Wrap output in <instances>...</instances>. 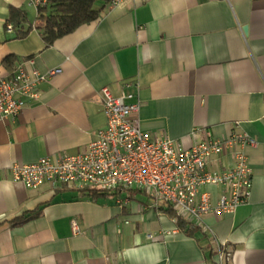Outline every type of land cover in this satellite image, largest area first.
Wrapping results in <instances>:
<instances>
[{
  "label": "crops",
  "instance_id": "crops-1",
  "mask_svg": "<svg viewBox=\"0 0 264 264\" xmlns=\"http://www.w3.org/2000/svg\"><path fill=\"white\" fill-rule=\"evenodd\" d=\"M100 7L98 19L45 48L36 8L0 0V78L19 65L40 75L59 70L37 84V100L0 121V264H220L218 246L227 256L221 264H264V0ZM12 8L32 25L23 39H12ZM7 56L14 60L5 66ZM104 88L140 104L145 134L183 149L234 135L253 139L238 147L252 170L248 201L231 215L203 216L187 236L135 189L92 201L76 186L13 182L12 166L87 150L106 127ZM229 163L224 156L219 165Z\"/></svg>",
  "mask_w": 264,
  "mask_h": 264
},
{
  "label": "built area",
  "instance_id": "built-area-1",
  "mask_svg": "<svg viewBox=\"0 0 264 264\" xmlns=\"http://www.w3.org/2000/svg\"><path fill=\"white\" fill-rule=\"evenodd\" d=\"M28 1L36 10L47 4V0ZM122 1L110 3L118 5ZM58 73H28L19 65L14 75L0 78V121L16 118L28 101L39 98L37 84ZM100 93L106 127L87 150L12 166L13 182L29 189L60 183L110 194L135 189L146 195L152 209L172 210L175 219L195 226L205 215H231L248 201L252 170L238 147L255 145L253 139L234 135L221 142L208 140L183 149L168 137H150L141 130L136 118L140 104L126 103L131 95L115 97L105 88ZM224 156H229L230 163L219 165ZM117 202L125 205L127 200ZM71 229L79 234L75 221ZM218 256L220 264L227 257L219 246Z\"/></svg>",
  "mask_w": 264,
  "mask_h": 264
},
{
  "label": "trees",
  "instance_id": "trees-1",
  "mask_svg": "<svg viewBox=\"0 0 264 264\" xmlns=\"http://www.w3.org/2000/svg\"><path fill=\"white\" fill-rule=\"evenodd\" d=\"M99 1L104 5L111 0H49L45 6L37 9V20L42 22V26L37 28L44 47L48 48L53 43L77 30L83 25H87L99 18L103 7L96 9L95 5ZM9 22L15 30L12 39H23L32 29L28 23L26 14L17 9H10ZM13 57L4 58V65H10ZM117 194V193H116ZM112 194L92 189L84 188L79 190L78 196L92 201L107 199ZM166 215L176 220V227L187 236H192L198 229L193 224L176 218L172 210H164Z\"/></svg>",
  "mask_w": 264,
  "mask_h": 264
},
{
  "label": "water",
  "instance_id": "water-1",
  "mask_svg": "<svg viewBox=\"0 0 264 264\" xmlns=\"http://www.w3.org/2000/svg\"><path fill=\"white\" fill-rule=\"evenodd\" d=\"M243 33H244V35L246 34V30L245 29L243 30Z\"/></svg>",
  "mask_w": 264,
  "mask_h": 264
}]
</instances>
